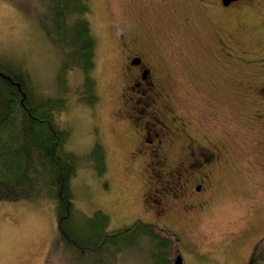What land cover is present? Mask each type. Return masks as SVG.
<instances>
[{"label": "rangeland", "instance_id": "rangeland-1", "mask_svg": "<svg viewBox=\"0 0 264 264\" xmlns=\"http://www.w3.org/2000/svg\"><path fill=\"white\" fill-rule=\"evenodd\" d=\"M92 2L98 40L93 76L100 95L93 107L76 102L74 87L83 76L77 70L58 72L55 66L43 26L45 1L0 0V56L19 55L38 73L42 91L68 96V108L58 117L70 131L65 149L88 156L97 141L106 148L104 176L81 165L70 179L73 219L65 226L86 225L96 209L109 214V231L137 220L153 223L143 202L144 193L156 185L147 166L153 157L133 153L139 138L120 115L128 108L119 110L125 54L116 30L128 29L142 43L153 72H160L158 81L174 112L187 124V137L178 130L165 136L169 162L184 161L177 158L178 144L189 137L213 152L208 209L200 218L183 217L179 209L169 214L168 227L179 235L174 254L179 250L183 264H264V0H236L229 8L220 0ZM122 33L127 38L131 34ZM71 74L72 83H67ZM59 228L53 203L0 202V264L76 263V256L72 259L62 246L52 252ZM119 240L127 252L119 264H140L147 258L149 239L144 235L136 232ZM97 255L99 264H113L104 253Z\"/></svg>", "mask_w": 264, "mask_h": 264}, {"label": "trees", "instance_id": "trees-1", "mask_svg": "<svg viewBox=\"0 0 264 264\" xmlns=\"http://www.w3.org/2000/svg\"><path fill=\"white\" fill-rule=\"evenodd\" d=\"M42 1L48 7L47 22L43 26L54 52L55 66L58 65V72L69 74L77 70L83 76L81 84L74 87L76 102L93 107L100 100L98 81L93 76L98 47L92 23L94 4L92 0ZM9 57L0 56V202L53 203L60 228L52 252H58L62 246L72 259L76 256L73 264H99L98 253H104L106 261L114 259L113 264H119V257L127 253L120 236L136 232L149 239L147 258L137 263L171 264L179 235L170 228L159 229L155 223L137 220L109 231V214L98 209L89 213L86 225L77 227L74 222L65 226L73 219L70 179L77 175L81 165L90 170L86 167L89 165L98 176H104L108 169L106 148L97 141L88 156L66 150L70 131L60 125L58 117L68 108V96L42 91L36 78L38 73H32L25 65L26 60L16 54ZM51 73L55 75L54 70ZM72 76L67 83H72ZM133 135L139 142L141 133L136 131ZM87 157L91 159L90 164L85 163Z\"/></svg>", "mask_w": 264, "mask_h": 264}, {"label": "flooded vegetation", "instance_id": "flooded-vegetation-1", "mask_svg": "<svg viewBox=\"0 0 264 264\" xmlns=\"http://www.w3.org/2000/svg\"><path fill=\"white\" fill-rule=\"evenodd\" d=\"M234 2L224 5L220 0L225 8L231 7ZM124 31L131 33L128 38L122 33ZM116 34L120 50L125 54L120 100L123 108L129 110L126 115L124 112L120 115L123 120L128 119L132 123L133 131L141 133V145L138 147V142V148L135 147L133 153L139 155L145 152L153 157V160L148 158L147 166L156 177V185L152 189L150 183V191L143 195L146 215L148 213L147 217L156 225H167L163 229L169 228V214L177 209L184 211L186 215L183 217L200 218L212 203L206 198V192L211 181L209 171L213 152L189 137L178 144L177 158L184 161L178 164L172 160L169 162L164 146L165 136L178 130L187 137V124L180 114L174 112L169 94L164 93L158 81L160 72L157 69L153 72L152 62L142 49L140 40L128 29L116 30ZM185 149L187 154L183 152ZM195 151L199 155L205 153V156H196ZM178 253L179 250H176L175 256Z\"/></svg>", "mask_w": 264, "mask_h": 264}, {"label": "water", "instance_id": "water-1", "mask_svg": "<svg viewBox=\"0 0 264 264\" xmlns=\"http://www.w3.org/2000/svg\"><path fill=\"white\" fill-rule=\"evenodd\" d=\"M236 0H223L224 5H229L231 2ZM173 264H183V258L180 254L174 258Z\"/></svg>", "mask_w": 264, "mask_h": 264}]
</instances>
